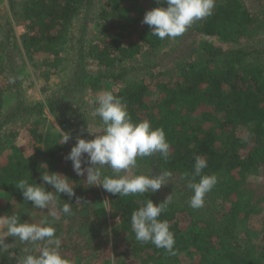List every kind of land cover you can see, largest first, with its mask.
<instances>
[{"label": "trees", "instance_id": "16d2710c", "mask_svg": "<svg viewBox=\"0 0 264 264\" xmlns=\"http://www.w3.org/2000/svg\"><path fill=\"white\" fill-rule=\"evenodd\" d=\"M85 1L89 4L90 0H39L24 6L22 15L29 22L22 45L28 49L27 55L33 58L43 50L54 52L57 42H60ZM158 6L167 5H160L157 0H106L99 15V20L104 23L99 38L88 48H83L82 53L86 49L87 57L108 69L118 61L134 58L144 48L157 51L165 39L153 36L142 20L147 11ZM16 15L18 11L14 10ZM256 21L245 0H221L215 3L213 14L196 22L192 30L199 36L215 38L230 45L252 38ZM200 40L192 47L189 60L183 65L175 83L136 81L113 94L126 103L134 123L148 120L153 128H163L171 146L167 159L159 153L138 157L137 167L170 171L184 187L181 193L188 197L193 193L182 174L188 173L191 177L197 155L207 160L208 166L201 175L215 174L218 178L217 184L208 193L216 205L217 219H200L196 212L176 207L171 202L160 219L167 220L174 233L173 255L150 242H137L131 227L134 210L147 199L156 204L164 199L150 193L119 197L107 192L110 216L118 218L120 229L130 234L135 252L145 253L152 249V254H159L164 262L193 246L199 253L205 251L200 255L199 262L194 264H261L264 251L256 254L255 247L245 235L244 221L253 211L257 198L264 200V49L249 52L225 50ZM3 94L0 88V121L8 114H3ZM202 107L211 110L207 117L198 112ZM39 109L41 114L43 107ZM237 125H251L252 138L249 142L235 135ZM34 128L32 134L37 139L40 134L37 135L38 127ZM47 138L49 141H43L49 152L46 165L51 170H57L60 161H63L56 148L60 147L61 137L54 134ZM0 143L6 145V141ZM9 145L11 155H8L5 165H0V190L12 193L7 199L19 201L24 198L22 190L16 185L22 179L29 183H41V172L46 170L42 165L46 161L27 164L31 159H27L26 163V159L15 151L14 145ZM256 172L261 183L253 190L248 187L244 176ZM199 179L196 177L197 182ZM5 207L6 210H0V213H14L10 204H5ZM74 208L77 209V206L74 205ZM20 219L26 222L24 216ZM57 232L56 235L59 234ZM17 242L19 255H23L24 248L31 252L36 246ZM210 255L215 256L210 258ZM168 264H180V261L174 259Z\"/></svg>", "mask_w": 264, "mask_h": 264}, {"label": "rangeland", "instance_id": "374dc122", "mask_svg": "<svg viewBox=\"0 0 264 264\" xmlns=\"http://www.w3.org/2000/svg\"><path fill=\"white\" fill-rule=\"evenodd\" d=\"M39 0H0V88L3 94V114L0 121V165L7 163L11 155L10 145L23 159H31L27 164L49 162V152L43 141L56 134L71 132L72 139L67 144L56 147L57 155L63 159L57 170L69 177L76 196L69 199L67 195H56L50 206L59 213V219L53 221L48 209H36L31 201L7 199L12 193L0 190V210H6L5 204H10L12 212L24 216L26 222L41 224L48 221L58 231L61 239V254L70 259L72 264H168L178 259L180 264H194L199 262L200 253L190 246L188 251L179 252L168 262L162 261L159 254H152V249L145 253L134 251V243L130 234L119 227L120 220L110 216V198L102 186H90L86 183V174L78 176L73 171L71 161L65 159L77 137L93 139L102 131V123L98 116H94L96 97L102 91L115 93L126 84L145 81L175 83L185 62L189 60L192 47L201 40H206L216 47L225 50L239 49L246 52L264 49V0H245L246 5L256 16L257 26L252 38L242 40L237 44H224L218 39L202 37L193 32L196 21L182 36L165 38L163 45L155 52L146 50L129 60L116 62L112 68L100 67L95 60L88 56V48L99 38L103 22L99 15L106 0H90L77 11L74 20L57 43L56 50H43L38 56L27 55L22 45L23 37L28 31V22L24 18L23 8ZM221 0H215L219 3ZM25 9V8H24ZM14 10L18 15L14 16ZM52 48V50H53ZM264 62V57L262 58ZM12 81V82H10ZM49 102L51 104H49ZM40 106L43 107L40 114ZM209 108L202 107L200 114L210 113ZM208 113V114H207ZM33 126H37V135L33 137ZM96 133L90 135L88 132ZM252 127L237 125L234 133L239 138L249 142L252 138ZM67 167V168H66ZM105 175H111V169H103ZM161 171L135 167L127 174L159 175ZM250 189L255 190L261 183L259 174L244 176ZM1 186V183H0ZM48 191L54 188L45 184ZM183 186L177 179L171 177L169 183L162 186L156 193H150L158 199H166L172 194L174 206L188 208L200 218L207 221L217 219V208L208 193L204 197V205L193 209L189 205V195L182 194ZM76 197L81 200L77 203ZM65 200V201H64ZM24 201V202H23ZM23 202V203H22ZM71 203L72 214L63 215L59 212L63 203ZM77 206V209L74 208ZM216 208V210H215ZM5 213L1 212L0 215ZM247 237L255 247V252L264 251V200L257 198L253 211L244 221ZM243 237V234H242ZM5 243L13 244V237H6ZM41 246V245H40ZM38 247L31 252L37 254ZM208 248V247H207ZM221 251V250H220ZM14 255L0 254V264H16V257L20 254L19 244L9 249ZM25 248L23 255H25ZM19 255V256H23ZM152 257H151V256ZM215 255H210L214 258ZM261 264H264V259Z\"/></svg>", "mask_w": 264, "mask_h": 264}, {"label": "clouds", "instance_id": "9594fccd", "mask_svg": "<svg viewBox=\"0 0 264 264\" xmlns=\"http://www.w3.org/2000/svg\"><path fill=\"white\" fill-rule=\"evenodd\" d=\"M160 5L147 11L142 23L149 26L151 34L163 40L182 36L196 21L213 14L215 0H157ZM12 82V81H10ZM93 115L102 122V131L93 139L77 137L65 157L71 161L73 171L78 176L86 174V183L90 186H102L104 190L119 197L145 193H156L162 186L169 183L172 173L163 171L159 175H144L127 173L137 166V158L149 157L159 153L164 159L171 154L170 143L166 139L163 128H153L151 122L143 120L134 123L129 115L126 103L119 96L110 91H102L95 101ZM90 135L96 134L89 131ZM62 133L61 145L72 139L71 132ZM208 166L207 160L197 155L194 171L189 178L188 173L182 174L187 179V187L192 190L189 201L190 207L199 209L204 205V197L218 182L215 174L201 175ZM111 169V175H105L103 169ZM196 177H200L196 181ZM71 179L59 172H41V183H29L22 179L16 185L22 190L25 201H31L36 209H48L53 221L59 219V213L50 207L56 195H67L69 199L76 196ZM45 184L54 188L48 191ZM77 203L81 200L76 197ZM65 201V200H64ZM172 202V194L160 202L154 203L151 199L131 215V227L135 240L141 243H152L175 254L174 233L170 230L167 220L160 216ZM71 203L65 202L59 212L65 215L72 214ZM6 237H13L14 243H5ZM39 246L38 253L34 254L25 249V255L16 257V264H72L71 260L61 254V239L56 235V229L48 221L41 224L21 222L20 216L0 215V254L14 253L9 249L15 247L16 242ZM42 245V246H40Z\"/></svg>", "mask_w": 264, "mask_h": 264}]
</instances>
